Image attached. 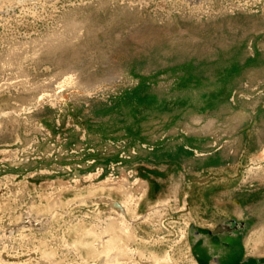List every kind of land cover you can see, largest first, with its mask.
<instances>
[{
    "label": "rangeland",
    "instance_id": "rangeland-1",
    "mask_svg": "<svg viewBox=\"0 0 264 264\" xmlns=\"http://www.w3.org/2000/svg\"><path fill=\"white\" fill-rule=\"evenodd\" d=\"M261 178L264 0H0V264H192Z\"/></svg>",
    "mask_w": 264,
    "mask_h": 264
},
{
    "label": "crops",
    "instance_id": "crops-1",
    "mask_svg": "<svg viewBox=\"0 0 264 264\" xmlns=\"http://www.w3.org/2000/svg\"><path fill=\"white\" fill-rule=\"evenodd\" d=\"M257 180L263 184L249 192L210 193L211 220L194 225L187 244L196 264H264V179ZM199 215L191 213L195 223Z\"/></svg>",
    "mask_w": 264,
    "mask_h": 264
},
{
    "label": "bare ground",
    "instance_id": "bare-ground-1",
    "mask_svg": "<svg viewBox=\"0 0 264 264\" xmlns=\"http://www.w3.org/2000/svg\"><path fill=\"white\" fill-rule=\"evenodd\" d=\"M258 168H256L255 166H253L252 168H251V170L253 171V170H257ZM139 179V178H138ZM138 179L136 178L134 181H135V185H137L138 184ZM140 184V188H139V190L138 191H136V192H133L134 194H136L137 196H134L133 198H136V199H140V198H142L143 196H145V194H149V189H150V187H149V184L147 183V182H144V183H139ZM131 198V197H130ZM128 199V198H127ZM173 201H178V198H174V199H172L171 197H168L167 198V200H164V201H161L160 202V205L161 206H158L157 208H155L153 211H152V213L151 214H154V212H158L161 208L163 209V208H165V207H169V205H168V203H171V202H173ZM127 202H129V200L127 201ZM133 202V201H132ZM178 203V202H177ZM116 204H118V203H116ZM176 204V203H175ZM119 206H118V212H117V214H118V217L117 218H120L122 221H125L126 220V217H127V213H128V208L126 207V202L125 203H122V204H118ZM187 205L185 204L183 207H185L184 209H183V214H185V213H187L186 215H185V220H189V219H191V213L190 212H188V206L186 207ZM161 209V210H162ZM150 215V214H149ZM148 216V215H147ZM151 216V215H150ZM144 217V216H143ZM154 216H152V218H153ZM189 217V218H188ZM113 220V219H112ZM116 220V219H115ZM129 220V219H128ZM132 221V220H131ZM133 222V221H132ZM131 222V223H132ZM116 223V222H115ZM130 223V224H131ZM120 224V223H119ZM125 223L124 222H122V226L124 225ZM129 224V223H128ZM30 225V224H29ZM108 225V224H107ZM112 225V224H111ZM114 225V224H113ZM122 226H120V227H122ZM126 226V225H125ZM131 226V225H130ZM127 228H129V227H127ZM123 229H124V227H123ZM130 229V228H129ZM127 229H125V231H126ZM121 233V232H120ZM111 234V233H110ZM102 235V234H101ZM126 235V234H125ZM185 235V234H184ZM184 235H182L183 236V238H184ZM107 236V235H106ZM102 237V236H101ZM186 237V236H185ZM181 239V238H180ZM98 240V239H97ZM109 240V239H108ZM103 242V241H102ZM108 242V241H107ZM179 242V241H178ZM180 244V243H179ZM177 245V244H176ZM192 245V244H191ZM114 248V247H113ZM110 251V250H109ZM192 252V251H191ZM106 258V257H105ZM109 259V258H108ZM168 259V258H167ZM189 260H191V259H189ZM165 261V260H164ZM194 261V263H192V264H196V261L195 260H193ZM166 262V261H165ZM198 262V261H197ZM118 263V262H117ZM168 264V263H167Z\"/></svg>",
    "mask_w": 264,
    "mask_h": 264
}]
</instances>
